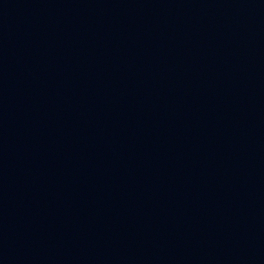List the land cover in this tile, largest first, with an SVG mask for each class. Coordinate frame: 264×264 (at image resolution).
<instances>
[{
	"label": "water",
	"instance_id": "1",
	"mask_svg": "<svg viewBox=\"0 0 264 264\" xmlns=\"http://www.w3.org/2000/svg\"><path fill=\"white\" fill-rule=\"evenodd\" d=\"M0 264H264V0H0Z\"/></svg>",
	"mask_w": 264,
	"mask_h": 264
}]
</instances>
